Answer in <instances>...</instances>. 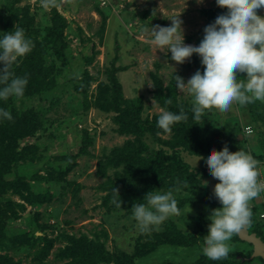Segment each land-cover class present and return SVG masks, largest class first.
Wrapping results in <instances>:
<instances>
[{
	"label": "trees",
	"instance_id": "16d2710c",
	"mask_svg": "<svg viewBox=\"0 0 264 264\" xmlns=\"http://www.w3.org/2000/svg\"><path fill=\"white\" fill-rule=\"evenodd\" d=\"M23 1L25 0H8L4 12L0 13L3 23L0 31H11L15 25L22 27L25 29V34L31 37L34 45L19 64H14L12 69L16 75L27 74L28 83L24 94L0 100V107L7 108L11 114V119H0V250H3L2 248L23 250V246L27 245L29 249L26 250L28 252L26 255L31 258L28 264H49L48 256L55 244H61V242L64 245L57 247L50 264H57V261H62L61 264H146L147 258L156 255L162 249L173 251L161 262L153 264H253L255 259L260 261L257 264H264L261 257L250 259L252 245L241 240L238 235L231 238V243L240 242L249 249L242 247L241 250L230 251L226 258L220 260H211L203 254V236L208 232V217L212 209L221 205L213 192L199 179V171L200 178L211 176L207 165L192 169V166L182 156V152H188L191 155L202 157L211 148L221 150L225 145L229 150L234 148L246 151L244 146L250 141L245 133V126H250L257 138L264 134L261 127V125L264 127V102L255 100L244 105L234 103L240 110L247 106L243 111L248 113L249 121L242 127L239 118L233 121L231 119L229 122H220L210 116L212 114L210 111H202L200 118L194 120L191 113V99L179 95L174 80L175 73L185 80L187 67L202 70L203 65L200 58L194 53L188 64L175 72L165 87L157 73H151L154 82L153 100L162 108L174 112H178L182 105L188 113L186 120L175 123L171 132L164 133L156 125L159 113L148 111L152 106L145 104L143 95L130 98L125 96L118 73L125 71L128 67L116 63L119 60L120 48H115L116 56L110 60L109 66H106L103 71L105 79L95 77L89 71L68 74L70 68L67 66L73 59V55L65 33L77 35L82 43L92 44L91 53L82 56L87 67L100 53V50L96 49L94 37H98L99 44L106 45L104 36L109 19L108 14L110 11H117L118 8L113 9L116 6L115 3L102 8L98 5L99 2L95 1L94 7L101 15L102 23L95 34L86 37L83 36L82 27L77 26L76 29L70 27L67 19L57 9L55 0L49 3L51 25L47 27L36 22L35 13L30 11L29 4L22 5ZM223 9L224 6L212 7L202 9L201 12L207 18V22H210L215 14ZM150 14V11H146L133 16L130 20L137 16L142 20L151 16ZM125 28V36H127L129 31L127 26ZM125 36L121 35L123 40L128 42ZM200 39L196 42L199 43ZM118 41L120 40H116V43L119 44ZM50 57L51 61L48 63ZM238 76L244 78L245 74L238 73ZM93 83H96V87L91 88ZM65 93L68 94V100L70 99V102L67 100L66 104L73 108L71 116L65 122L71 118L82 120L81 113L84 115L91 107H95L112 113L111 120L116 126L114 132L125 137L123 144L104 152L97 163L96 173L98 177L105 179L97 188L105 192L100 206L105 209L108 216L114 215L113 218L119 223L121 219L132 216V204L142 202L147 192L155 189L173 191L178 212L171 214L152 231L139 232L134 239L131 251L110 250L106 247L109 233L105 228L92 230L90 234L80 232L79 236L61 228L55 237H49L44 231L49 223L47 221L38 223V219H41L43 215L40 211L31 210L30 213H24L27 205L38 206L43 201L50 202L51 196H41L31 190L30 183L25 180L26 174L31 170L24 171L25 169L18 168L17 163H21L23 159H29L39 150L36 143L23 144V141L29 138H39L41 134L54 129L56 124L60 125L58 119L50 121L46 113L62 103ZM49 96L51 100L45 107L40 101L46 97L48 99ZM30 99H38L39 105H28L27 101ZM75 99L76 105L74 104ZM79 132L81 137L77 142V151L76 149L69 150L73 153H64L54 157L56 167L47 158L45 160L47 174L42 176L34 172L31 175L34 182H53L55 185L52 190L54 194L60 192V198H63L69 190L77 202L81 200L78 193L84 185L67 179V174L77 165L75 162L77 157L94 156L91 147L94 146L96 139L88 129L84 128ZM165 134L168 136L165 137ZM239 134L243 135V139L238 138ZM74 144L76 141H73L72 146H75ZM38 158L41 161L44 159L40 155ZM256 158L263 159L264 155H256ZM114 188L119 196L113 191ZM10 191L19 195L26 204L7 195ZM119 197L122 202L121 207H116L112 201L113 198L119 199ZM250 205L252 216L251 223L248 225L249 231L257 233L264 240V235L258 231L259 226L264 227V222L260 220L264 204L254 202ZM192 209L200 212L194 215ZM23 216L28 220V224L23 225L25 228L11 226ZM134 223L135 220L132 221V225ZM35 224L43 231V235H36L35 230H30V226ZM66 224H69V221ZM50 228L53 232L55 231L54 226L50 225ZM174 249H177L179 254H176ZM190 253L192 254L189 255ZM180 254L181 256L178 257ZM64 259L67 261L65 262ZM11 263L15 264L11 257L7 254H0V264Z\"/></svg>",
	"mask_w": 264,
	"mask_h": 264
},
{
	"label": "rangeland",
	"instance_id": "374dc122",
	"mask_svg": "<svg viewBox=\"0 0 264 264\" xmlns=\"http://www.w3.org/2000/svg\"><path fill=\"white\" fill-rule=\"evenodd\" d=\"M53 0H47V5L44 6L41 4V0H25L22 5L29 4L30 11L35 13L36 22L43 26H50V17H51V7L49 3ZM56 6L59 12L67 19L72 29H76L77 26L82 27L84 33L83 36H92L98 31L101 26L102 19L101 15L96 12L94 0H55ZM8 3V0H1L0 3V13H3L5 5ZM118 6H115L117 11H110L108 14V22L106 25V32L104 36L105 46L98 43V37H94L96 43V49L100 50V53L96 57L95 61L92 64L87 65L86 61L82 58L83 55L91 53V43L90 42H81L80 37L75 34H70L66 32L67 42L71 47L73 59L69 67L68 74H75L78 71H89V73L95 77L105 79L103 74L106 66H109L110 60L116 56L115 48H120L118 54L117 65L127 66L128 68L125 71H120L118 73L120 82L122 83L124 94L126 97H136L143 95L146 105H151L152 108H149L150 113H159L162 108L157 104L152 98V91L154 88V82L151 77V73H157V75L163 81V86L171 81L172 76L175 72L180 71V69L187 65L190 61L186 59L184 63H177L170 59V52L166 53L158 49L155 45L150 43V37L148 33L142 32L141 28L143 25L147 24H159V25H170L171 20L169 17L178 16L182 21V29L184 34V42L187 44H197L196 40L202 38L204 26L208 23L207 18L202 14V9L212 8V7H221L216 3V0H118ZM115 7L113 9H115ZM124 7V8H122ZM2 9V11H1ZM155 10L156 14L153 16V11ZM150 11L151 16L145 17V19H140L138 16H133ZM258 14L264 16V8L257 10ZM128 20H130L128 22ZM3 23L0 19V27ZM128 28V35H126V27ZM117 33V34H116ZM125 36L128 40L126 42L123 40ZM191 38V40H188ZM116 40L118 43H116ZM123 40V41H122ZM51 57L48 60L50 63ZM168 63V64H165ZM170 64V65H169ZM171 65L174 67H171ZM194 68H186L185 81L187 78L194 72ZM157 76V77H158ZM96 87V83H93L91 88ZM179 95L191 99V95L185 91V93L178 92ZM62 97V103L55 107L53 110H49L46 113L47 118L50 121L58 119L60 125L56 124L54 129L41 134L39 138H29L23 141V144L27 143H36L38 146V152L30 156L29 159H26L17 163L18 168L25 169L24 171L31 170L30 173L26 174L25 180L30 183L31 190L40 194L41 196H51L50 202L43 201L40 205H27V209L24 213H28L31 210L40 211L43 215L41 219H38V223L48 222L49 225L44 231L49 235V237H55L60 231L59 229L63 228L69 233H75L77 236L80 235V232L90 234L92 230H101L103 228L107 229L109 233V240L106 242V247L110 250H126L131 251L132 245L134 244V239H136L139 230L136 227V221L132 225V221L135 220L133 216L130 218H124L117 223L116 219L113 216H108L105 209L100 206L102 203V197L105 195V192L97 189L98 186L105 181V179L98 177L97 163L99 157L104 153L109 151L112 147L116 145H121L125 141V137L118 135L114 132L116 127L112 120V113L101 111L95 107H91L86 114H82V120L75 118L69 119L67 122L65 120L71 116L73 108L67 105L68 94L65 93ZM51 97L49 96L44 98L40 103H43V106H48ZM70 102V99L68 100ZM75 105L77 104L76 99L74 101ZM28 105L33 104L34 106L39 105V100H28ZM247 106L243 107L240 110L237 104H232L231 108L228 110H222L217 108L215 105L209 106L208 109L204 111H210V115L214 120L220 122H229L239 118L240 126L246 125L249 121L248 113H245L243 110ZM71 110V111H70ZM264 116V115H263ZM77 125L75 128L73 126ZM264 131V127L261 125ZM88 129L91 134L95 136L94 146L91 147L92 154L79 156L75 159L77 165L71 169L67 174V179L75 180L84 185V188L79 191L78 195L81 198L79 202L74 199L71 195V192L68 190L66 195L63 198H60V192L54 194L52 187L55 185L50 181H33L34 179L31 175L34 172H38L40 175L45 176L47 174V167L45 166V160L49 158L54 167H56L55 158L58 155L64 153H73V149L77 151V142L80 140L79 130ZM246 129V126L244 127ZM61 134V135H60ZM165 137L168 134L164 135ZM249 144H246L244 147L246 152L250 153L258 161V171L259 176L264 177V158L257 159L256 155H264V134H261V137L257 138L255 132H251L248 135ZM243 135L239 134L238 138H242ZM76 139V140H75ZM73 141H76L75 146H72ZM71 147V148H70ZM71 150V151H69ZM238 149H230V151H237ZM68 154V155H69ZM44 157L41 161L38 156ZM184 160L194 168H200L206 164L202 159H197L196 155H191L188 152H182ZM201 157V156H200ZM197 159V160H196ZM196 160V161H195ZM43 164V165H42ZM63 165V163L61 164ZM15 171V170H14ZM199 179L202 184L207 186L211 192H213V187L215 183L218 182L216 178L212 176L202 177ZM53 193V195H51ZM9 196L12 199L23 202L19 195L13 194L11 191L8 192ZM262 203L264 204V192H262L257 197H254L250 201L252 203ZM58 208V210H56ZM51 211L53 213L51 214ZM192 213L198 214L199 210H191ZM29 212V213H30ZM26 216V215H25ZM23 216L20 220L12 223L13 227H20L27 225L28 220ZM69 221V224L66 222ZM111 224H117L112 225ZM54 226L53 229L49 227ZM126 225V227H125ZM128 227V229H127ZM25 228V227H23ZM30 230H35L36 235H43V231L38 228L35 224L30 226ZM16 231V230H15ZM258 231L261 235H264V227L259 226ZM91 236V235H89ZM230 243V251H237L243 248L249 249L245 244L240 242ZM62 245H64L61 242ZM60 243H56L52 249L50 255L48 256L47 262H52L54 259V253ZM0 254H7L8 257H11L13 262L28 264L30 262V256H27L28 253L26 250L29 249L27 245L23 246V250L13 248H2ZM173 250L171 249H162L156 253V255L146 259V264H153L155 262H161L165 256L170 255ZM176 254L177 249H174ZM190 253L189 255H191ZM181 254L178 256L180 257ZM154 257V258H153ZM177 257V258H178ZM186 257V255H185ZM190 257V256H189ZM187 258L188 260L190 258ZM66 262L67 259H64ZM253 264L260 263L259 260L255 259ZM62 261H57V264H61ZM13 264V263H11Z\"/></svg>",
	"mask_w": 264,
	"mask_h": 264
},
{
	"label": "clouds",
	"instance_id": "9594fccd",
	"mask_svg": "<svg viewBox=\"0 0 264 264\" xmlns=\"http://www.w3.org/2000/svg\"><path fill=\"white\" fill-rule=\"evenodd\" d=\"M113 3L119 7L118 0H110L107 6L100 2L98 5L107 8ZM216 3L224 9L204 26L197 44L184 42L182 21L178 16L169 17L170 25L145 24L141 28L149 34L152 45L171 53L172 61L182 64L194 53L199 56L202 70L197 68L186 81L176 73L174 76L175 88L191 95L194 120L211 105L228 110L233 103L264 102V16L257 12L264 8V0H216ZM41 4L46 6L47 0H41ZM152 14L155 16V10ZM33 46L31 37L22 27L15 25L11 31H0V100L24 94L27 74L16 75L12 69ZM238 73H244V78ZM187 118L188 113L182 105L178 112L161 108L156 125L168 133L175 123ZM0 119H11L7 108L0 107ZM197 159L205 161L211 176L218 180L213 194L221 206L212 209L208 217L202 252L211 260H220L228 256L231 238L251 223L250 201L264 192V177L259 176L258 161L243 149L230 151L227 145L221 150L213 147ZM113 191L118 194L115 188ZM112 202L121 207L120 197L113 198ZM178 210L172 190L155 189L147 192L142 202L132 204L131 215L139 232L146 233ZM260 220L264 222V211ZM250 259L253 258L250 256Z\"/></svg>",
	"mask_w": 264,
	"mask_h": 264
},
{
	"label": "water",
	"instance_id": "95a60500",
	"mask_svg": "<svg viewBox=\"0 0 264 264\" xmlns=\"http://www.w3.org/2000/svg\"><path fill=\"white\" fill-rule=\"evenodd\" d=\"M237 235L241 240L252 244L253 251L251 258L261 257L264 260V241L260 236H258L255 232H250L247 226Z\"/></svg>",
	"mask_w": 264,
	"mask_h": 264
},
{
	"label": "built area",
	"instance_id": "2783aa9c",
	"mask_svg": "<svg viewBox=\"0 0 264 264\" xmlns=\"http://www.w3.org/2000/svg\"><path fill=\"white\" fill-rule=\"evenodd\" d=\"M100 2V5L107 6L110 3V0H98ZM253 130L250 126H247L245 129L246 134L251 133Z\"/></svg>",
	"mask_w": 264,
	"mask_h": 264
}]
</instances>
